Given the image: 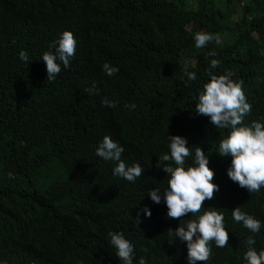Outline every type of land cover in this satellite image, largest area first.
Returning <instances> with one entry per match:
<instances>
[{"label":"trees","instance_id":"1","mask_svg":"<svg viewBox=\"0 0 264 264\" xmlns=\"http://www.w3.org/2000/svg\"><path fill=\"white\" fill-rule=\"evenodd\" d=\"M66 29L76 52L50 82L40 55ZM200 30L220 33L222 43L195 48ZM209 51L221 61L218 72L243 81L252 105L246 121L264 115V0H0V258L119 264L107 233L123 230L148 264H188L187 242L168 236L181 218L167 217L163 200L147 191L166 185L155 161L168 133L208 154L226 134L194 113ZM105 61L119 71L105 75ZM185 68L197 82L185 86ZM92 81L99 91L89 94ZM105 96L114 108L102 105ZM104 135L124 146L123 159L143 165L135 183L113 176V163L95 155ZM214 165L226 196L203 203L225 212L229 240L223 248L212 243L209 260L196 264H241L249 231L232 221L231 209L239 205L264 223V188L249 194ZM144 206L151 216L137 215ZM261 242L264 227L253 247Z\"/></svg>","mask_w":264,"mask_h":264},{"label":"clouds","instance_id":"2","mask_svg":"<svg viewBox=\"0 0 264 264\" xmlns=\"http://www.w3.org/2000/svg\"><path fill=\"white\" fill-rule=\"evenodd\" d=\"M194 46L203 48L214 41L221 44L220 33L205 30L193 34ZM77 40L72 30H63L43 50L40 60L46 64L48 81H54L61 68L68 69L75 55ZM19 59L29 61V54L21 49ZM215 51H209L204 79L200 82L194 104V113L208 118V124L213 128L225 130L221 136L216 151L208 154L201 145L189 144L183 135L169 134L166 137V150L155 161V167L165 173L166 185L148 188L147 195L156 203L161 202L167 208V217L181 218L175 228H170L168 236L179 237L187 242L188 264L208 261L212 252V243L217 248H223L229 240L230 229L226 226L225 212L214 206H205L204 201H215L219 195L226 196V189L218 181V171L214 164L224 167L226 179L237 182L239 187L246 188L247 193H259L264 188V115L246 121L252 105L247 100L243 81L234 79L231 71L218 72L221 61ZM194 67V64H193ZM102 72L111 77L119 71L116 66L105 61L101 65ZM185 86L197 82V72L184 70ZM85 91L89 94L98 92L96 82L92 81ZM102 105L114 108L116 102L107 96L101 100ZM129 110L135 109V103L125 104ZM124 146L110 135H104L95 147V155L103 161L113 163L112 175L135 183L144 171L140 161L127 162L122 158ZM214 162V163H213ZM7 175L12 177L13 173ZM206 202V203H207ZM143 211L145 216H151L147 206L138 209L137 215ZM191 215H187V214ZM232 221L239 223L249 231L245 239L246 248L242 252L241 264H264V242L258 247L257 236L264 223L254 214L245 211L239 205L231 209ZM107 242L119 264H148L145 256L136 255L134 242L126 237L123 230H109ZM146 251V249H141ZM0 264H8L0 258ZM77 264H84L78 261Z\"/></svg>","mask_w":264,"mask_h":264}]
</instances>
